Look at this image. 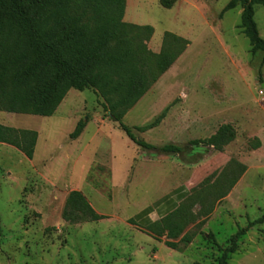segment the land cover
Segmentation results:
<instances>
[{"label": "rangeland", "instance_id": "rangeland-1", "mask_svg": "<svg viewBox=\"0 0 264 264\" xmlns=\"http://www.w3.org/2000/svg\"><path fill=\"white\" fill-rule=\"evenodd\" d=\"M229 2L126 0L124 22L153 27L145 46L154 56L168 34L189 43L124 118L130 128L144 127L168 109L158 128L134 133L158 148L181 147L178 156L136 146L92 91H70L50 118L0 112L1 125L38 133L33 160L0 144V264H217L231 238L264 216V52H252L241 6L223 14ZM254 10L264 40V7ZM82 120L87 127L72 140ZM223 125L236 132L223 152L190 144ZM232 161L247 172L203 226L187 229L189 246L174 251L165 237L147 234L137 218L142 209L177 190L195 196ZM230 171L239 174L234 165ZM72 191L108 219L67 224ZM228 264H264V222L240 239Z\"/></svg>", "mask_w": 264, "mask_h": 264}, {"label": "trees", "instance_id": "trees-1", "mask_svg": "<svg viewBox=\"0 0 264 264\" xmlns=\"http://www.w3.org/2000/svg\"><path fill=\"white\" fill-rule=\"evenodd\" d=\"M238 6L243 10L241 26L252 52H264V40L254 20V8L264 7V0H230L223 14ZM125 12L126 0H0V112L50 118L70 91H92L102 100L107 117L136 146L164 155L181 154L183 149L179 146L158 148L139 140L134 133L158 128L168 109L144 127L130 128L124 118L189 43L168 34L163 51L156 57L145 46L154 34L153 27L127 24ZM171 40L173 45L169 44ZM86 127L87 121H80L70 138L78 140ZM235 138V129L223 125L210 138L190 144L223 152ZM37 141V132L0 124V144L17 149L28 160L34 158ZM231 165L239 171L238 175L230 171ZM246 172V166L230 162L210 186L166 217L142 227L156 241L165 237V246L180 252V243L187 247L193 240L187 229L203 226L214 214L215 205L232 193ZM197 206L200 209L194 213ZM62 219L69 225H80L108 217L98 214L82 192L72 191ZM263 222L264 216L239 230L217 264H228L240 239Z\"/></svg>", "mask_w": 264, "mask_h": 264}, {"label": "crops", "instance_id": "crops-1", "mask_svg": "<svg viewBox=\"0 0 264 264\" xmlns=\"http://www.w3.org/2000/svg\"><path fill=\"white\" fill-rule=\"evenodd\" d=\"M188 198L189 195L187 191L182 192L177 190L173 194L167 195L157 201L154 206H147L142 209L137 218L140 224L147 226L172 213L176 208L186 202ZM153 240L155 241V239Z\"/></svg>", "mask_w": 264, "mask_h": 264}]
</instances>
